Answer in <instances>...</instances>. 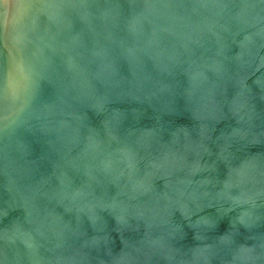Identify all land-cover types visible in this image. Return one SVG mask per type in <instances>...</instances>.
Segmentation results:
<instances>
[{
	"label": "clouds",
	"instance_id": "1",
	"mask_svg": "<svg viewBox=\"0 0 264 264\" xmlns=\"http://www.w3.org/2000/svg\"><path fill=\"white\" fill-rule=\"evenodd\" d=\"M0 264H264V0H0Z\"/></svg>",
	"mask_w": 264,
	"mask_h": 264
}]
</instances>
